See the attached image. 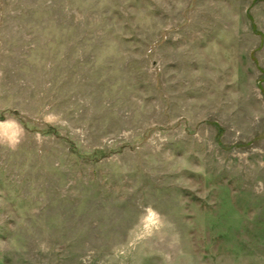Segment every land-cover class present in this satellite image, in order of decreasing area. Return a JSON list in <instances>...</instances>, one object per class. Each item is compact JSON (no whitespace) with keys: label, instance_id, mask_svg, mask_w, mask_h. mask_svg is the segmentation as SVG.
<instances>
[{"label":"rangeland","instance_id":"rangeland-1","mask_svg":"<svg viewBox=\"0 0 264 264\" xmlns=\"http://www.w3.org/2000/svg\"><path fill=\"white\" fill-rule=\"evenodd\" d=\"M0 264H264V0H0Z\"/></svg>","mask_w":264,"mask_h":264}]
</instances>
